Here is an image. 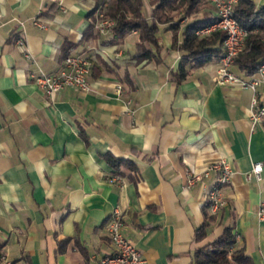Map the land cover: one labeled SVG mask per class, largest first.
Segmentation results:
<instances>
[{
  "label": "crops",
  "instance_id": "1",
  "mask_svg": "<svg viewBox=\"0 0 264 264\" xmlns=\"http://www.w3.org/2000/svg\"><path fill=\"white\" fill-rule=\"evenodd\" d=\"M95 5L0 0V258L96 264L114 250L106 222L118 208L127 238L149 264H194V250L227 226L254 264H264V220L257 215L264 119L251 127L252 91L216 84L214 56L176 81L183 52L172 46L168 25L156 44L146 43L157 60L137 59L138 33L113 41L111 29L101 30L98 17L88 15ZM208 5L198 17L216 15ZM189 19L181 21L178 42ZM18 36L28 58L15 44ZM77 54L91 62L89 91L66 87L49 96L33 81L31 74L54 73L64 56ZM232 69L251 76L235 62ZM107 154L132 166L113 167ZM221 159L232 174L218 186L225 203L212 211L205 204L215 172L188 186V170L203 172ZM255 163L259 176L251 173ZM112 176L118 180L109 182ZM204 210L206 235L196 239Z\"/></svg>",
  "mask_w": 264,
  "mask_h": 264
},
{
  "label": "trees",
  "instance_id": "2",
  "mask_svg": "<svg viewBox=\"0 0 264 264\" xmlns=\"http://www.w3.org/2000/svg\"><path fill=\"white\" fill-rule=\"evenodd\" d=\"M203 0H147L149 12H143V0H96V5L88 15L96 19V10L100 6L105 18L111 19L110 28L112 40L118 41L131 32L138 33L137 59L157 60L146 43L156 44L159 40L158 32L162 25H168L173 31L172 46L182 51L178 68L174 72L176 81L186 77L189 68L199 66L209 61L213 56L218 57L222 51L223 33L213 31L200 36L197 30L212 24L214 17L194 16ZM178 13V18L176 19ZM234 17L246 31L245 48L235 58V64L249 74H254L261 62L264 61V5L257 6L253 0H237L234 7ZM190 18L182 29V39L178 42L176 32L181 28L182 19ZM217 45L219 47H217ZM106 160L113 166L120 164L132 166L128 159L116 158L110 154ZM208 204H205L207 207ZM205 220L197 228L195 238L202 239L206 235V227L210 216L204 210ZM65 241V240H64ZM61 249L63 247L61 246ZM194 264H254L243 247L237 244L236 233L232 226L224 227L221 234L193 252Z\"/></svg>",
  "mask_w": 264,
  "mask_h": 264
},
{
  "label": "built area",
  "instance_id": "3",
  "mask_svg": "<svg viewBox=\"0 0 264 264\" xmlns=\"http://www.w3.org/2000/svg\"><path fill=\"white\" fill-rule=\"evenodd\" d=\"M60 2L61 0H52ZM108 0H104L103 5ZM213 6L217 19L210 25L196 31L200 36L208 35L213 31L223 33L222 51L217 57L218 68L213 78L218 85H237L241 88H248L253 95L249 108V120L251 127L260 123L264 119V93L259 88L264 86V61L261 62L254 74L248 78H242L237 75L232 67L235 58L244 51L246 31L234 17V7L237 0H204ZM99 26L111 28L113 21L105 18L100 6L96 10ZM33 24L41 28L44 24L39 22L38 18L33 19ZM16 46L21 50L25 57H29L25 47L23 37L18 36L15 39ZM91 62L82 55H66L61 61L59 70L54 73L31 74L33 81L49 96H54L58 91L66 87H74L82 92L90 89L88 74L90 72ZM115 94L120 96L123 92L121 84H116ZM130 102V100H128ZM261 164L255 163L252 166L251 173L259 176ZM210 171L215 172V186L209 191L206 203L212 211H216L225 202L218 192V186L229 183L231 178V168L227 161L221 159L209 164L203 172H196L193 169L188 170L187 185L190 186L200 180ZM251 174H247L250 177ZM118 176H112L109 182L117 181ZM257 215L259 219L264 220V201L260 203ZM106 234L108 235L114 250L110 253L101 255L96 264H149L143 257L141 251L127 238L125 233V222L123 214L118 208H115L106 222ZM0 264H11L5 258H0Z\"/></svg>",
  "mask_w": 264,
  "mask_h": 264
},
{
  "label": "rangeland",
  "instance_id": "4",
  "mask_svg": "<svg viewBox=\"0 0 264 264\" xmlns=\"http://www.w3.org/2000/svg\"><path fill=\"white\" fill-rule=\"evenodd\" d=\"M144 1V5H143V12L145 13V15H148V12H149V7H148V3H147V0H143ZM205 6V7H204ZM203 7L206 9V10H210L209 8V5L208 3H206L204 0L202 1V4L199 6L198 8V11L195 12L194 16H197L199 11H201L203 9ZM178 13H177V16H176V19L178 18Z\"/></svg>",
  "mask_w": 264,
  "mask_h": 264
}]
</instances>
